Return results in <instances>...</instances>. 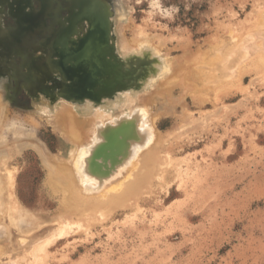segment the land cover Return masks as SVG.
<instances>
[{
	"label": "rangeland",
	"instance_id": "374dc122",
	"mask_svg": "<svg viewBox=\"0 0 264 264\" xmlns=\"http://www.w3.org/2000/svg\"><path fill=\"white\" fill-rule=\"evenodd\" d=\"M76 1L0 3V264H264V0H85L108 24L105 52L121 69L107 105L99 90L85 96L103 112L118 98L121 109L116 121L102 113L106 142L91 154L82 147L87 170L99 146L107 153L97 184L84 187L70 122L60 128L52 116L61 107L83 118L98 110L80 111L62 95L53 110L37 91L55 72L40 66L39 46ZM150 70L148 82L134 81ZM93 126L78 130L79 140L92 138ZM55 162L70 165L62 167L76 182Z\"/></svg>",
	"mask_w": 264,
	"mask_h": 264
},
{
	"label": "bare ground",
	"instance_id": "6f19581e",
	"mask_svg": "<svg viewBox=\"0 0 264 264\" xmlns=\"http://www.w3.org/2000/svg\"><path fill=\"white\" fill-rule=\"evenodd\" d=\"M4 1V0H3ZM3 1H1L0 3H2ZM17 1H19V0H17ZM87 1V0H86ZM8 4V3H7ZM17 5V4H16ZM19 5V4H18ZM76 5H77V7L75 8V10L74 11H72L71 12V15L68 17V18H66L64 21H62L63 23H62V28H61V30L58 32V33H55V31L52 33V34H50L51 36L48 38V40L46 41V43H45V45L47 46H44V47H46L45 49H43V48H40V46H39V51L38 52H40V53H43V55H42V57H45V59L44 58H42L41 57V59H40V57H39V64H40V66L41 67H43V68H45V69H49V71H55L54 72V74H52V77L51 76H49L48 78H45V80H42L39 84H38V89H37V91L39 90V93L38 94H41L40 95V98H39V103H41V102H43L42 104H45V105H47V106H45V107H52L53 108V110L57 107L56 105H57V103L59 102H57V98H58V100H60L61 101V99H59V96L58 95H62L67 101L71 98V100L72 101H69V102H73L72 104H73V106H75L76 107V105H78V107H79V109H80V111L81 110H83L84 112H91L92 110H98L95 114H93L92 113V115H90V117H87V118H83V117H80V116H76L77 115V113H76V115L75 114H72L73 112V109H71V108H69V107H61V108H59V110L57 111V114L55 115V116H52V118L53 119H55L56 120V123H57V125L60 127V128H62L61 126H64V125H66V123H67V121L68 122H70V124L69 125H67L66 126V133H67V137L69 138V139H71L72 141H71V143H69L70 144V148H69V152H71L70 153V155L72 156L73 154H76L75 155V157H74V161H75V166H77V168L75 169L76 171L74 172V173H76V177H77V179H79V180H81L80 178H78L79 176L80 177H82V180L83 181H81L82 182V185L83 184H87V183H89L88 185H91L90 183H92V184H97L96 182L98 181L97 179H95L97 176L96 175H98V174H101L100 172H101V167L103 166L102 165V160H100V159H102V158H100L99 159V157L100 156H106L107 155V153L106 152H102V153H100V150H101V148H99L103 143H104V140H105V137H104V135H102L101 133H102V129H104L103 127H102V121L105 119V118H107V117H105L102 113H106V115H108V117L109 116H111V117H109L110 119H112V120H117L118 119V116H114L115 115V111H116V109L118 110V109H121V108H119L118 106H117V104H115V102L116 103H118L117 101V96L115 95L114 97H116L117 99H113V100H115V102H114V108H111V106H109V110H112V111H110V112H103V110L101 111L100 110V108L99 107H97V105H98V103H96V102H92V100H91V98L90 97H86L85 96V94L86 93H88V94H91L92 93V91L93 90H99V92H100V95H101V102H103V104H105V105H107L106 104V102H104L105 101V98H106V96L108 95V94H113L114 95V93H112L114 90H115V92H116V90L117 89H120L119 88V86H115V87H117L116 89H115V87H113V83L112 82H114V81H116V80H119V77H118V75H116V73L117 72H115V71H117L116 70V68H118V66L116 67V62H115V57L114 58H111V59H109L110 57H108L107 55H106V50H109V48H110V44H111V40L110 39H112V38H109V37H111V34H110V31H108V29L107 28H109V27H107L108 26V24L106 25V23H105V21H103L102 20V18H101V16L98 14V15H96V8H93V9H95V10H93L94 11V13L92 14V15H90L91 13H89V10L92 8V7H89L90 5L89 4H87V2H85V0H77L76 1ZM44 7V6H43ZM3 8V7H2ZM20 9V8H19ZM2 10V9H1ZM4 10V9H3ZM2 10V11H3ZM9 10V9H8ZM2 11H0V14H3V13H1ZM22 12V9H20V11H19V13H21ZM24 12V11H23ZM17 15H18V20H20V17H22V16H20L18 13H16ZM1 16V15H0ZM3 18V17H2ZM0 20H1V18H0ZM88 20H89V22H90V25L88 24V28L87 29H84L83 28V25L84 24H87L88 23ZM2 21L4 22V20L2 19ZM1 22V21H0ZM3 22H1V23H3ZM4 24V23H3ZM27 24V23H26ZM25 24V25H26ZM0 27H3L2 25L0 26ZM17 28V27H16ZM22 31V30H21ZM24 33V32H23ZM20 34H22V33H20ZM17 36V35H16ZM10 38H12V37H10ZM18 38V37H17ZM108 38V39H107ZM13 39V38H12ZM108 40H110L109 42H110V44L108 43ZM19 41H20V39H19ZM21 42V41H20ZM113 44H114V42H112ZM24 44V43H23ZM112 45V44H111ZM26 46H27V43H26ZM113 46V45H112ZM118 47V46H117ZM1 49H3V47L2 48H0V51L1 52H3ZM112 52H113V50H112ZM139 53H141L140 55H142L143 56V54H142V52H139ZM38 54V53H37ZM36 54V55H37ZM120 54V53H119ZM145 55V54H144ZM235 55V54H234ZM119 56V55H118ZM138 56V55H137ZM5 58V57H4ZM3 56H0V61H1V63L3 62ZM120 58V57H119ZM116 59H117V57H116ZM158 59V58H157ZM37 60V59H36ZM35 61V60H34ZM115 62V63H114ZM121 62V61H120ZM142 62H143V60H142ZM1 63H0V81L2 82L3 80H4V78H5V76H4V74H3V66L1 65ZM31 63V62H30ZM34 64V63H33ZM138 64V63H137ZM30 65V64H29ZM136 65V64H135ZM134 65V66H135ZM139 65H141V64H139ZM138 65V66H139ZM157 65V64H156ZM33 66V65H32ZM116 68H115V67ZM137 66V67H138ZM40 67V68H41ZM68 67H70V68H72L73 69V74H74V77L71 79V80H69L68 78H67V72H65V69L66 68H68ZM122 68H123V66H122ZM136 68V67H135ZM157 68V67H156ZM155 68V69H156ZM161 68H163V67H161ZM161 68H160V70L159 71H161ZM30 69V68H29ZM119 70H121L120 69V66H119V68H118ZM134 69V68H133ZM44 71V70H43ZM124 71V70H123ZM122 71V72H123ZM133 71V70H132ZM151 71L152 70H150V73L148 72V73H146V75L144 76V78L142 77V79H140L141 77L138 75H136L135 76V78H133L132 76L133 75H131V77L130 78H133L134 79V81H136V82H138L139 81V83H137V84H141V83H144V82H148L146 79H145V77H150L151 76ZM111 72H114V74L112 75L111 74ZM122 72H121V74H122ZM153 72L154 73H152V74H155L156 72H155V70L153 69ZM233 72V71H232ZM37 73V72H36ZM41 73V72H40ZM43 73H45V71L43 72ZM42 73V74H43ZM124 73H126V72H123V74ZM39 74V73H38ZM46 74V73H45ZM44 74V75H45ZM142 74V73H141ZM47 75V74H46ZM130 75V74H129ZM147 77V78H148ZM75 78H77V82H79V84H81V86H75L73 83L75 82ZM125 77H123V79H124ZM125 79H127V77L125 78ZM140 79V80H139ZM111 80V81H110ZM121 81H123L122 80V78H121ZM125 82H126V80H125ZM129 82H131V80L129 81ZM109 84V86H107V84ZM128 85H129V83H127ZM132 86L130 87L131 88V90L133 89V90H136L135 88H133V81H132ZM135 84V83H134ZM114 85H115V83H114ZM121 85H122V83H121ZM137 86V85H136ZM144 86V85H143ZM108 87V88H107ZM137 88V87H136ZM1 92V91H0ZM88 94H86V95H88ZM116 94V93H115ZM118 94V93H117ZM112 95V96H113ZM109 96H111V95H109ZM111 96V97H112ZM114 97H112V98H114ZM69 98V99H68ZM109 98V97H108ZM128 98V97H127ZM126 98V99H127ZM131 99V98H130ZM78 100H85V101H88L86 104H84L83 106H81V105H79L80 103V101L78 102ZM107 100V99H106ZM41 101V102H40ZM125 101V100H124ZM128 101V100H127ZM126 101V102H127ZM57 102V103H56ZM65 102V101H64ZM96 104V105H95ZM119 104V103H118ZM126 104V103H125ZM125 104L123 105L124 106V109L125 108H129V104H127L126 106H125ZM71 105V104H70ZM94 107H96V108H94ZM77 108V107H76ZM130 108L132 109V105L130 106ZM130 108H129V110H130ZM78 109V108H77ZM43 110H44V108H43ZM132 111V112H131ZM45 113H46V111H44ZM72 112V113H71ZM126 112V111H125ZM124 112V113H125ZM130 112L131 113H134V112H136L134 109H132V110H130ZM50 113V112H49ZM127 113V112H126ZM138 113V112H137ZM136 113V114H137ZM84 114V113H83ZM123 114V113H122ZM85 115H88V114H85ZM118 115V114H117ZM2 116V115H1ZM51 118V117H50ZM133 118V117H132ZM135 118V119H134ZM134 118H133V121H135L134 122V124L135 123H137L136 121H138V117H137V115H135L134 116ZM95 123V128H94V126H93V128H94V130H93V133H92V138L90 137L89 138V136L86 138V139H84L85 141H83V139L81 138L80 140H79V137H77L76 136V133H77V131L78 130H81V128H85L87 125H89V123ZM116 126H120V125H118V123L117 124H115ZM125 125V124H124ZM135 125H137V124H135ZM126 126V125H125ZM127 127V126H126ZM108 129V128H107ZM107 129H106V132H107ZM65 130V129H64ZM105 131V130H104ZM127 131V130H126ZM140 131V128H134V132L135 133H137V132H139ZM109 132V131H108ZM65 133V134H66ZM104 133V132H103ZM131 133H132V131H131ZM132 135H133V133H132ZM75 136L78 138V140H77V138H75ZM79 136V135H78ZM121 137V136H120ZM77 140V141H76ZM69 141V140H68ZM128 141H132V140H128ZM18 142V141H17ZM93 142H96V143H94V144H91V143H93ZM101 142V143H100ZM105 142H106V140H105ZM134 142V141H133ZM31 143V142H30ZM89 143V144H88ZM7 144V140H6V142L4 141H0V147H3L4 145H6ZM23 144V143H22ZM27 144V143H26ZM25 144V145H26ZM35 144V143H34ZM33 144V145H34ZM86 144H88V145H86ZM98 145V144H100V146L98 147V152H96V154H97V156L98 157H96V156H94V157H92V161H93V167L92 168H90L89 170H87V168L90 166L89 165V163H90V161H89V163L87 162V157L89 156V158H90V155H87L86 156V154H91L90 152H92L91 151V149L93 148L94 149V147H95V145ZM138 143H136V144H133L134 146H135V148H136V145H137ZM18 145V144H17ZM132 144H131V146H133ZM139 145V144H138ZM29 146V145H28ZM36 146H37V143H36ZM40 146V145H39ZM89 147L88 149V151H89V153H86L85 155H84V153H85V148L86 147ZM38 147V146H37ZM37 147H35V149L37 148ZM82 147H85L84 148V150L82 149ZM130 148V147H129ZM128 148V150H130ZM39 149H41V148H39ZM133 149V148H132ZM137 149H139V147L137 148ZM42 150V149H41ZM82 150V151H81ZM84 151V152H83ZM140 151H141V149H140ZM139 151V152H140ZM40 152V151H39ZM93 152H94V150H93ZM119 152H121V151H119ZM138 152V153H139ZM125 153V152H124ZM136 153H137V150H136ZM101 154V155H100ZM141 154V153H140ZM116 155V154H115ZM56 156V155H55ZM86 156V157H85ZM114 156V155H113ZM84 157H85V159H84ZM1 158V157H0ZM47 158V157H46ZM115 158L116 159H118V157H114V160H115ZM120 158V157H119ZM55 160H56V158H55ZM86 160V161H85ZM113 160V161H114ZM63 161V160H62ZM105 161H107V159L105 160ZM119 161V160H118ZM57 162V161H56ZM55 162V166H54V168L56 167L57 168V166H59L57 169H56V171L59 169V170H61V168H60V166L62 167V164L64 163V162H60L61 164L60 165H58L59 164V161H58V164ZM85 162H87V163H85ZM67 163V162H66ZM104 163V162H103ZM116 163V162H115ZM115 163H113V164H115ZM56 164H57V166H56ZM67 164H70V163H67ZM87 165V166H86ZM111 165V164H110ZM118 165H120V164H118ZM131 165H133V164H131ZM53 166V165H52ZM63 166L64 167H66L65 166V164H63ZM70 166V165H69ZM69 166H67L66 168H70ZM115 166H117V165H115ZM120 166H122V165H120ZM130 166V165H129ZM109 167V166H108ZM127 167V166H126ZM125 167V169H127ZM53 168V169H54ZM103 168H104V166H103ZM116 168V167H115ZM131 168H132V166H131ZM62 169L64 170V172L62 171L61 173L62 174H66V173H68V174H66V175H71V173H72V171L70 172V174H69V170L68 169H66V170H68V171H65V169L62 167ZM71 169L73 170V168L71 167ZM110 169V168H109ZM124 168L122 169L121 168V170H125ZM113 171H114V169H112ZM116 170H117V168H116ZM115 170V171H116ZM55 171V172H56ZM97 171H100L99 173H96ZM122 171V172H123ZM104 172V171H103ZM102 172V173H103ZM122 172H115V173H118V174H120V173H122ZM52 173V172H51ZM73 173V174H74ZM10 174V173H9ZM72 174V175H73ZM94 174V175H93ZM106 174V173H105ZM118 174H115L114 175V173H113V177H116L117 178V176H118ZM8 175V174H7ZM55 175V174H54ZM68 176V181H69V179L71 178V177H74V176ZM104 175V174H103ZM102 175V176H103ZM9 176V175H8ZM11 176V175H10ZM107 176V175H106ZM63 177V176H62ZM76 177L74 178V180H73V178H71L70 179V182H71V180L72 181H75V179H76ZM103 179H104V177H102ZM110 178V177H109ZM107 179V177H106V179L109 181L110 179ZM111 178H112V176H111ZM76 179V180H77ZM106 179H105V181H106ZM52 180H55V179H52ZM102 180V179H101ZM101 180H99V183H100V181ZM55 181H57V180H55ZM61 181V180H60ZM67 181V180H66ZM96 181V182H95ZM108 181H106L107 183H108ZM57 182H59V180L57 181ZM70 182H67L68 184H70ZM76 182V181H75ZM80 182V181H79ZM105 182V183H106ZM9 183V182H8ZM11 183V182H10ZM56 183V182H55ZM60 183H62V182H60ZM78 183V182H77ZM99 183H98V185H99ZM62 184H65V185H67L66 183H62ZM103 184H104V182H103ZM110 184V183H109ZM60 185V184H59ZM71 185H72V183H71ZM74 185H75V183H74ZM73 185V186H74ZM81 185V184H80ZM87 185V186H88ZM98 185H97V187H98ZM102 185V184H101ZM105 185V184H104ZM61 186V185H60ZM76 186H77V184H76ZM79 186V185H78ZM78 186H77V194L79 195V193L78 192H80V191H78L80 188H78ZM87 186L85 187V188H87ZM66 187V186H65ZM83 187H84V185H83ZM89 187H91V186H89ZM92 187H93V185H92ZM106 187V186H105ZM68 188V187H67ZM99 188H101V186L99 185ZM102 188H103V186H102ZM62 189H64V188H62ZM66 189V188H65ZM64 189V190H65ZM74 189V188H73ZM88 190H91L90 188L88 189ZM66 191H68V190H66ZM73 191H75V190H73ZM87 191V190H86ZM98 192L99 191V189H98V191L97 190H94V192ZM88 192V191H87ZM69 193H73L72 191L71 192H69ZM81 193V192H80ZM86 193V192H85ZM90 192H88V194H89ZM82 194H84V192L82 193ZM99 194V193H98ZM1 195V194H0ZM72 195V194H71ZM93 195H94V193H93ZM75 196V195H74ZM84 196V195H83ZM98 196H100V195H98ZM101 197V196H100ZM102 198V197H101Z\"/></svg>",
	"mask_w": 264,
	"mask_h": 264
}]
</instances>
